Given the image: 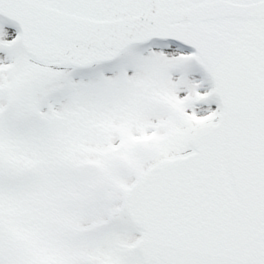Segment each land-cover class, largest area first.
I'll return each instance as SVG.
<instances>
[{
  "label": "snow or ice",
  "instance_id": "snow-or-ice-1",
  "mask_svg": "<svg viewBox=\"0 0 264 264\" xmlns=\"http://www.w3.org/2000/svg\"><path fill=\"white\" fill-rule=\"evenodd\" d=\"M0 264H264V0H0Z\"/></svg>",
  "mask_w": 264,
  "mask_h": 264
}]
</instances>
